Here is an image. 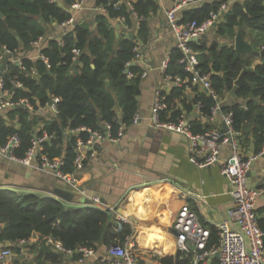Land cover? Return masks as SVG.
<instances>
[{
    "label": "trees",
    "instance_id": "1",
    "mask_svg": "<svg viewBox=\"0 0 264 264\" xmlns=\"http://www.w3.org/2000/svg\"><path fill=\"white\" fill-rule=\"evenodd\" d=\"M116 0H98V5L106 12H99L95 18V32L91 33L89 22H76L74 27L61 39H52L42 53L50 59L51 68L39 58L33 62L22 57V65L8 62L3 74L4 87L15 90L13 100L27 98L33 109L24 106L8 108L7 117L18 119V127L7 125L5 117L0 115V139L4 142L7 136L17 133L21 138V147L17 155L23 157L32 146L33 139L43 131L52 135L42 143V153L49 158L61 157L64 160L62 169L65 173H74V161L77 155L75 140L77 136L86 138L85 132L72 134L71 128L86 126L92 129H103L104 123L111 124L112 132L116 134L119 123L127 126L132 124L137 113V95L140 93V78L135 77L139 69L131 64L135 54L133 47L142 43L148 34L146 18L151 11L156 10L154 0H138L134 4V12L142 17L138 35L132 38H122L113 53V38L109 30L111 20L124 16L130 17L132 10H127L126 4L114 9ZM229 0H213L187 10L180 22L187 20L205 21L212 11ZM75 0H0V56L6 46L17 57L31 50L32 42L40 35L46 34V25L54 22L59 25L73 16L72 5ZM129 9V8H128ZM220 34L230 33L233 37L235 29L246 35L245 29H251L264 34V0H234L229 9L220 18ZM20 39V40H19ZM199 60L203 73H208L213 88L220 100L235 92L231 106L222 107L223 113L232 112L234 129L239 132L240 146L247 150L254 146L258 153L264 141V55L255 57L251 53H241L233 45L191 42ZM74 48L80 50L75 67V74L68 75L73 60ZM182 53L177 49L169 61L167 73L191 78L184 65L179 63ZM38 70L33 76L31 68ZM129 67L134 77L126 73ZM245 71V83L236 86L235 81ZM109 81V85H106ZM22 88H15V83ZM192 87L193 98L201 105V116L191 119V128L195 133L205 132L214 126L207 120L216 100L207 91H200L199 84ZM186 85L174 87L167 95L168 108L161 114L165 121H177L184 113L194 111L190 95L185 92ZM61 97L58 104L59 113L55 118L43 121L35 116V111L51 102V97ZM120 109V116L117 113ZM10 110V111H9ZM120 117V118H119ZM38 127V128H37ZM136 201V200H132ZM140 204L138 201H136ZM258 207V206H257ZM141 212V211H140ZM259 225L264 232V209H258ZM142 213V212H141ZM0 220L5 227L0 231V241H10L15 252H21L20 241L36 240L32 250L41 246L40 254H47L55 260L57 255L50 251L46 239L66 248L87 246L97 249L99 245L122 244L125 237L131 233V227L119 220L110 211L94 205L65 207L53 198L38 194L17 195L8 190H0ZM211 230V243L216 241L214 227ZM160 234V233H159ZM139 247L149 249L161 248L163 256L159 264H175V258L170 250L173 240L166 236L150 234L146 230L137 235ZM78 257L79 255H75ZM40 260V256L37 261ZM181 259L179 264H187ZM16 264V263H14Z\"/></svg>",
    "mask_w": 264,
    "mask_h": 264
},
{
    "label": "crops",
    "instance_id": "2",
    "mask_svg": "<svg viewBox=\"0 0 264 264\" xmlns=\"http://www.w3.org/2000/svg\"><path fill=\"white\" fill-rule=\"evenodd\" d=\"M137 1L138 0H131L133 4ZM154 1L157 4V8L151 11L146 18L148 34L145 40L140 43L142 60L132 61L130 64V66L135 65L139 69L135 74V77L140 78V93L137 95V112L142 119L136 124L132 123L127 126L120 141L99 142L95 144L93 150H89L87 153L85 152L86 155L83 167L75 170L73 173L80 181V191L72 194L73 192L69 189L70 186L64 183V181H61L49 170L42 169L36 165L26 166L2 156H0V190H8L21 196L26 194L6 188H16L18 190L38 192L50 196H56L54 192L57 190L63 195L60 200L64 203H71L78 206L91 205V198L97 195L101 197L104 205L110 207L117 206L119 211L128 207L125 202L127 199L131 198V200H136L140 203L139 208L142 213L149 214L152 210L153 199L157 195L164 194L168 189V185L160 183L159 180L167 178L180 188L190 190L196 195H201V198H199L188 194L180 195L179 192L175 197H177L178 200V202L176 200V205L180 203H188L191 205L204 226L209 228L214 227L216 223L226 217L227 211L232 203L230 194L231 185L225 176L221 174L219 167L209 166L199 168L195 166L188 161L187 140L183 135L164 131L162 129H153L149 126V117L155 102L156 93L162 91L167 96L174 87H177L165 79L161 66L164 60H171L175 50H179L174 32L167 23L166 18V11L173 6L174 0ZM208 1L211 2L213 0ZM233 1L234 0H229L226 2L227 10ZM195 7L196 6L190 5L180 9L177 14L178 18L181 20L187 10L194 9ZM100 8L101 6L98 5V0H82V7L80 9H74L72 12L76 22H89L90 30L95 32V16L99 12L105 13ZM128 8L126 9L131 10ZM219 24L220 22L209 28L201 39L194 42L196 44H206L207 47L214 42L234 46L235 38L238 32L241 31L235 29L233 37H228L232 35H230V33L220 34ZM45 27L47 30L46 34L44 36L40 35L42 36L41 40L38 41V38L35 40L38 43H33L35 41L32 42L31 50L24 53L22 51L17 57L6 56V59H4V61L7 60L6 66H8V62L10 61L17 62L21 66L22 57L35 62L39 59L42 49L48 46L50 40L61 39L62 30L59 25L51 22ZM72 28L73 27H69L68 31ZM138 29L139 27H137L136 18L133 13H130L128 19L124 17L123 21H121L119 17L111 20L109 30L113 38V53L117 49L118 42L122 38L129 39L137 36ZM245 31L246 35L243 37L245 42L249 43L254 50L260 51L264 49L263 33L248 28L245 29ZM4 61L0 60V67L3 65ZM73 66L76 67L75 63ZM75 67L72 70L71 66L68 75L75 74ZM31 70L33 76L38 75V70L35 67H32ZM3 72L1 76L4 74ZM185 79V92L190 95L194 111L192 114L184 113L183 115L186 116L191 124V119L201 116V113L199 114L196 112V104L193 102L195 100L193 98L195 91H193L192 87L188 86L189 81L187 78ZM109 84V81H106V85L108 86ZM14 87L22 88V84L16 82ZM198 87L200 91H206L200 85ZM15 90H8L9 93L7 97L13 98ZM233 100L231 94H228L222 100V105L227 103L231 106ZM7 110L0 111V115L5 117V123L18 127V119L15 118L12 120L7 117ZM117 113H119L120 116V109H118V107ZM34 114L40 120L39 126L43 124V121L55 118V115L47 107L38 108ZM105 124L106 123H104V125ZM212 125L215 128H223L222 114L217 116L216 121L212 123ZM229 150V146H224L222 149V156H228ZM90 151L94 152V156L90 155ZM244 154L246 156L255 154L254 146H250L247 150H244ZM249 183L251 187H264V154L253 162L249 172ZM257 206L258 209H264V196L259 198ZM4 227L5 222L0 220V231ZM137 230L136 247L134 251L138 263L159 264L163 253L162 256L159 257V255L155 253V250H161V248L158 247L152 250L147 247V244L145 247H139L138 243H140V239L137 235L143 230H146L150 234H161V236L171 238L174 245V239L172 237L173 232L172 234H162L152 229L151 226H140ZM45 239L47 241L46 245L50 248V251L57 255L55 260L45 253L40 254L42 249L41 246L32 250L31 246L36 240H30L29 242L25 241L21 244L20 253L15 252L11 248L13 243L10 241H0V251L5 248H11L14 251V257L11 259L10 264H109L106 253L107 245H99L93 256L84 261H80L79 256H69L58 251L50 242L51 238ZM7 243H9L10 246H6ZM170 250L174 255L176 264L177 251L174 250V246H171ZM39 256L40 260L37 261Z\"/></svg>",
    "mask_w": 264,
    "mask_h": 264
},
{
    "label": "built area",
    "instance_id": "3",
    "mask_svg": "<svg viewBox=\"0 0 264 264\" xmlns=\"http://www.w3.org/2000/svg\"><path fill=\"white\" fill-rule=\"evenodd\" d=\"M208 0H174V4L166 11L167 23L172 28L178 48L181 50L179 63L184 65L187 72L191 73V78H187L192 85L199 84L207 93L212 96L216 103L212 107L211 113L207 115V120L214 123L217 116L222 114L223 123L227 126V130L223 128H211L205 132L195 133L192 131L190 121L185 115L175 121H165L161 119L162 112L168 108L166 102V94L162 91L156 93L155 102L149 117V126L153 129H162L164 131L173 132L183 135L187 140V157L188 161L199 168L209 166H218L221 174L225 176L231 185L232 203L227 211L226 217L216 223L217 239L211 243V230L200 221L196 211L188 203L178 202L177 193L197 196L190 190H185L169 181L167 178L159 180L160 183L168 185V189L164 194L157 195L152 201V210L149 214L140 212L139 204L136 201H130L128 204V213L123 214L119 208L104 205L100 196L91 198L92 204L104 210L110 211L122 222L131 227V233L125 237L122 244L107 245V261L109 264H139L134 248L136 247V234L140 226L137 223H146L152 229L159 231L162 234H172L174 239V250L180 251V260L186 258L187 264H264V232L259 225V215L257 205L259 198L264 196V187H251L249 183V172L255 160L264 154V141L261 150L258 153L246 156L243 148L240 146L239 132L234 129L233 113L222 112V100L219 99L216 90L213 88L210 76L208 73H203L199 67L197 54L194 52L191 42L199 40L208 31L220 21L223 13L227 10L226 3L219 6L217 11H212L207 20L198 22L190 20L184 23L180 22L178 12L186 6H198ZM126 4L136 18L137 27L142 20V17L134 12V4L131 0H116L114 9L118 10L119 6ZM82 7V0H75L72 5L74 9ZM106 12L105 8H100ZM121 21L124 17H119ZM74 16L69 17L59 24L62 35H65L69 27H74ZM42 36L38 37V41ZM33 43H38L37 41ZM3 54L0 60L4 61L6 56H12L13 52L6 46L3 47ZM73 60L77 61L80 55V50L74 48ZM135 54L133 61L142 60L140 44L133 47ZM39 58L46 64L47 68H51L49 57L40 53ZM21 64V62H20ZM169 59L164 60L161 69L165 79L171 82L174 86H181L186 82V79L179 75L166 73L168 69ZM127 65L130 66V63ZM8 66H5L6 72ZM126 73L130 78L134 76L130 72L129 67ZM9 91L4 87L3 75L0 77V111L8 108H16L26 106L33 109L27 98L13 100L8 98ZM61 97L53 95L51 102L46 106L49 108L55 117L59 113L58 104L61 102ZM196 112L201 113V105L196 103ZM142 117L137 112L135 113L132 123H138ZM127 125L119 123L116 134L112 132L111 124L106 123L103 129H92L86 126L71 128L72 134L85 132L86 138L77 136L75 140V150L77 152L74 165L76 170L83 167L85 155L89 150H93L95 144L103 141L118 142L123 137ZM48 132L43 131L40 136L33 139L32 146L27 150L23 157L17 155V150L21 147V138L17 133L7 136L5 142L0 139V156L9 160L20 163L26 166L40 167L51 171L61 181H64L75 191H80L79 180L73 173H65L62 169L64 160L61 157L49 158L42 153V143L51 138ZM224 146H229L228 156H222ZM86 152V153H85ZM90 155L94 156V152L90 151ZM177 200V202H176ZM102 205V206H101ZM25 241H20L19 245ZM50 242L62 254L74 256L79 255V260L93 256L96 249L87 246H76L75 248H66L59 243ZM155 253L162 256L159 249ZM14 257V251L11 248H5L0 251V264H10Z\"/></svg>",
    "mask_w": 264,
    "mask_h": 264
},
{
    "label": "water",
    "instance_id": "4",
    "mask_svg": "<svg viewBox=\"0 0 264 264\" xmlns=\"http://www.w3.org/2000/svg\"><path fill=\"white\" fill-rule=\"evenodd\" d=\"M91 33H93V31H91ZM19 40H20V39H19ZM234 48H235V50L238 52V54H241V53H251V54L254 55L255 57H261V56L264 55V49H262V50H260V51L254 50V49L252 48V46H251L249 43H247V42L244 41L241 32H238V34H237V36H236V38H235ZM6 63H7V60H5L4 63H3V65L0 67V76H1V74H2V72H3V70L5 69ZM78 63H79V61H76V62H75V65H77ZM74 67H75V66H72V70H73ZM244 74H245V71H243V72L239 75V77H238L237 80L235 81V85H236V86H241L242 84L245 83ZM231 96L233 97V99H235V92H232V93H231ZM235 100H236V99H235ZM193 102H194V104L197 103L195 100H194ZM228 105H229V104L226 103V104H223L222 107H224V106H228ZM223 129L227 130V126H226L224 123H223ZM75 175H77V174H75ZM89 175H90V174H89ZM6 189H10V190H13V191H15V192L17 191V192H20V193H22V194H38V195L40 194V195L46 196L47 198H51V197H52L53 199L58 200L59 202H61V203H62L63 205H65V206H69V207H78V205H73V204H71V203L67 204V203H64L62 200H60V198L63 197V195H62L61 193H59L57 190L54 192V194H55L56 196H50V195L43 194V193H38V192L24 191V190H21V189L18 190V189H16V188H6ZM69 189L73 192L72 194H74L75 192H77V191H75L74 189H72L71 187H69ZM54 197H55V198H54ZM69 199H70V198H69ZM130 200H131V198H129V199L126 200L125 204H126L127 206H128V204H129ZM69 201H70V200H69ZM120 212L123 213V214H126V213H128V209H127V208H125V209H121ZM138 224H139V226H144V227H147V226H148V224H146V223H138ZM173 234H176V233L173 232ZM25 245H27V244H25ZM6 246H10V244L7 243ZM180 256H181V252H180V251H177V252H176V259H177L176 264H179Z\"/></svg>",
    "mask_w": 264,
    "mask_h": 264
},
{
    "label": "bare ground",
    "instance_id": "5",
    "mask_svg": "<svg viewBox=\"0 0 264 264\" xmlns=\"http://www.w3.org/2000/svg\"><path fill=\"white\" fill-rule=\"evenodd\" d=\"M138 224V223H137ZM139 225V224H138Z\"/></svg>",
    "mask_w": 264,
    "mask_h": 264
},
{
    "label": "rangeland",
    "instance_id": "6",
    "mask_svg": "<svg viewBox=\"0 0 264 264\" xmlns=\"http://www.w3.org/2000/svg\"><path fill=\"white\" fill-rule=\"evenodd\" d=\"M248 36V35H247Z\"/></svg>",
    "mask_w": 264,
    "mask_h": 264
}]
</instances>
